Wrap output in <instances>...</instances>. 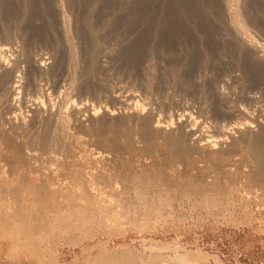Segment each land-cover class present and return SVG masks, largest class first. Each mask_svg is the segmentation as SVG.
I'll list each match as a JSON object with an SVG mask.
<instances>
[{
    "label": "rangeland",
    "instance_id": "obj_1",
    "mask_svg": "<svg viewBox=\"0 0 264 264\" xmlns=\"http://www.w3.org/2000/svg\"><path fill=\"white\" fill-rule=\"evenodd\" d=\"M9 1L10 0H6L4 3L5 8H3L4 4L2 0H0V35H2L3 32L9 31L14 37L18 35L19 38L18 36L15 37L18 38V48H21V41L24 40V38L27 40L30 37L31 38L28 40H32L36 37L35 40H32V43L37 47L36 48L34 45V52L38 50L36 52L40 53L41 51H45L48 47L51 48L50 44L53 45L52 43L54 42L52 39H55L54 33L46 32L38 34L34 32L32 28L26 26L28 19L32 15L36 18L38 23L43 22L44 16L40 13H38L37 16L34 12H36L35 10L41 5L40 3L49 4L50 0H11V3ZM102 1L103 0H94V5L100 9V6H102L104 2L107 3L108 1L109 3V1L112 0ZM195 1L196 0H130V2L134 4L156 6L160 11L162 9L164 15L166 14L168 17L167 21L178 19V22L182 21L181 18H183V15L176 7H184L185 9L194 8V5H196ZM199 1L202 2L204 10L206 11L203 16L205 18L208 16V19L211 18L212 21L218 23L219 32L222 31V34L225 33L224 36L230 37L231 34L228 32L229 30L224 28V23L228 20V12L224 10V0ZM8 3L10 5H8ZM63 4L67 13H69V3L67 0H64ZM230 5L231 10L233 9L232 15H236L234 17L236 20L240 19L239 22L243 20V24L246 23L245 25L247 27L250 26V31H253V29L257 30L263 26V30L260 28L261 32H259L258 29L257 33H260V35L264 34V0H230ZM20 7L22 10H19L21 9ZM28 8H31L33 12ZM160 11L158 10V12ZM9 12L13 15L15 12V15L13 16ZM91 12L90 18L92 17L91 20H95V12ZM168 12H171V14ZM23 13H26V16L23 15ZM68 15H70V13ZM18 16H22L24 17L23 19L26 20H20L21 17L19 19ZM188 16L191 17L190 15H187V17ZM110 18L112 21H109L110 24L109 22L107 24L108 28L111 27L108 41L116 43V41H120L122 37H126L127 27H125V25L123 26V22L120 20H114L113 18H115V15ZM15 20L18 21L14 22ZM18 22L21 23L19 24ZM105 26L103 28H105ZM128 29L130 28L128 27ZM26 30L28 31L26 32ZM21 32H24L25 35ZM49 36L51 39H49ZM45 37L46 39H44ZM44 40L49 44L46 42L42 43ZM170 44H167L166 50L168 49L167 51L172 52L169 50L170 47L168 45L171 46V49H175L176 44H173V42ZM37 45L40 47L38 48ZM45 45L49 46L45 47ZM76 45L78 47L77 43ZM34 48H36V50ZM175 50L177 51V49ZM230 50L231 49L227 47L222 48L224 54H226L227 57L229 56L228 59L232 60L234 57L232 55L235 54L234 51ZM112 51L115 50L112 49ZM169 52L162 53V51L154 49V58L152 56L148 61L149 63L147 62L144 66L145 71L144 69L138 68L139 66L129 69L125 66L123 67L120 63L116 65L115 68L111 69V71L114 70L113 72L110 71L109 74H102L104 79H102L101 82L96 77L87 80L82 79L81 66L83 63L79 60L77 65L81 67V69L77 65L72 67V72L68 79L72 74L73 75L69 80L67 79L68 81H64L63 85H61L59 94H53V91H50L52 90L50 89L52 82L49 80V78L51 79L49 73V75L47 74V76H44V79L48 80L46 81L43 79V87H45L44 90L46 93L45 95L39 93V96H43L42 99H44V103L47 102L52 109H58L61 106L63 109L69 110V107L74 103H79V99L81 98H84L85 101L90 104L92 102L97 103L92 93L95 88L100 90V86L103 88L108 86V89L115 90L121 86L123 89L125 88L123 91V95L125 94L123 98H125V96L127 97L131 93V90L132 92L135 91L134 93L137 95V98L139 97L138 99L140 101L137 100L134 102V107L143 108L142 110H144L146 114L161 118L165 114V110L168 109L167 111H169L170 107L173 109L172 111L170 109L171 113H180L181 110L178 111L179 106L175 100H179L181 94L176 91L174 87L169 90V92L174 91L173 94L170 92L164 95L161 89L164 86V81L160 78V65L161 63L168 62L167 60L170 57L167 54H169ZM155 57L158 62L161 60L163 62L155 63ZM162 58L166 59L163 60ZM152 63L155 65H152ZM150 65L158 67L155 68ZM154 69H156V72ZM92 70L95 71L96 67L92 68ZM240 71L242 73V69ZM206 72L208 75L217 74V70L212 68L206 69ZM91 73L93 72L91 71ZM146 73L150 74L147 75ZM153 73H156V75ZM200 74H202L204 78L202 75L199 76ZM195 75H198L197 78H201V81L206 79L205 75L198 71ZM107 77L109 78V83L106 82ZM123 77L129 79L126 81ZM148 77H150L149 79L152 78L151 81ZM135 78L136 80L139 78L137 80L138 82ZM110 80L113 81L110 82ZM135 81L138 84V88L140 84H147L150 93L147 88L146 92L148 94L145 96L146 92L140 89L139 91ZM127 82L130 86L127 85ZM159 82H162L161 85ZM45 83L48 84H46L48 87L45 86ZM118 83L121 84L118 85ZM159 86L161 87L159 88ZM126 89L128 92L126 91V93H124ZM159 89L161 94L159 93ZM176 93L179 94L177 95ZM203 93L205 94L202 101L200 98H202ZM203 93H201V97H198L199 100L202 101V103L204 100H207L205 101L206 104L203 103L200 107L199 103L196 102L198 99L196 96L191 95L190 92L184 93L185 98H187L186 101L192 99L191 101L189 100V103L193 105L198 103L196 106L199 108L195 109L196 106H193V110H203V114L206 112L208 113L205 114L207 117L211 114L201 124H199L200 121H192L194 122L192 124L195 125H193V127L200 129L199 132L201 133L198 134L211 133L210 131L213 130L216 124L215 122H217L213 120L217 118V120L220 119L219 121L222 123L227 122V120H224L225 117L222 118L221 115L216 113V105L213 100H210L211 98L207 94V91ZM149 94L151 95L149 96ZM231 94L235 97L234 93H230V95ZM21 95L22 94H18L17 96L16 103H19L18 105L21 104ZM152 97L156 99H162L163 97V100L160 102L161 99H159L160 101L157 99L158 102H155V104L144 103L147 100L149 102ZM168 101L169 103H167ZM164 102L168 104L167 108L166 103L163 104ZM102 103H106L104 98H102ZM158 104H162L164 107ZM141 105L146 106V108ZM149 107L150 110L148 109ZM122 108V106H119L117 110L118 114L125 112V109ZM260 108L261 107H255L257 111H255L256 114ZM250 109V115L252 116V111L254 112L255 109L253 107ZM212 112L215 114L213 115ZM20 113L26 115V118L29 115L28 119L31 120V113L27 111L26 108H22ZM84 113L82 118L85 125L80 127L75 126L73 123L74 121L70 119L68 124L70 131L73 132L67 136L66 134H59L62 132L59 127H57L56 130L59 132L57 133L55 131L56 135L52 133L47 142L42 141L43 135L41 136L40 134L44 131V124L42 122V124H38L37 128H43V131L42 129L38 130L40 131L38 133L39 135H36L37 137L31 136L30 138L29 134V136L24 134L27 137L23 135L21 137V135L18 136V134L15 133L14 135L12 133L8 136V134L3 131L8 125L0 121V222L3 217L4 221L5 219L10 220V218L12 220L16 219L17 213L15 205L17 206L16 203L19 202H22L26 209L28 208L27 212L32 218H37L40 221L43 218L44 221H46L42 222L43 219L41 221L43 223L42 230L45 229L44 232L41 230V233L39 232L40 235L37 234L38 236L36 235V237H34L38 245L34 242V245H32L33 243L30 237L25 236V239L30 241L27 244H32H29L28 247L26 245H24V247H19L17 250V248H15L16 246L13 245L15 243L8 239L10 238L9 236H2L0 234V264H193L187 260L181 261L179 258L180 254H186V252L191 255H200V261L194 264H264V180H259L260 169L258 163H256V158L253 154V150H251L252 147H250V143L246 141V143L249 144L247 147V144L244 142V144L240 143L238 145L240 147H236L237 145L235 147H229L230 149L226 147L228 149L224 148L225 150H222V153H220L221 155L218 154L221 149L212 154L204 152L202 154V152H197L193 149V151L190 150L194 139H186L188 145L185 144L182 150H180L181 154H175L173 153L172 147L175 141L179 140L177 134L174 135V138L172 137L173 141L170 140L171 137H164L159 134H157V136L155 135V137L153 135L151 138H148L145 131H143L145 130L143 129L145 126L143 127V125H141L142 122L140 121L142 120L138 121V119L128 118L124 120L125 123L121 122L124 129H122V124L119 126L114 122H111L109 125L107 124L109 127L107 125L102 126L103 123L100 120L97 122L98 125L96 124V126L92 124L91 121H88L87 113ZM45 114L48 115L47 112L44 113V116H46ZM255 115L252 117H255ZM171 124L173 126L175 123L172 121ZM113 125H115V127ZM99 126L102 128H99ZM121 126L122 128L120 129ZM255 128L257 129L258 127H254V129ZM233 130L232 128L231 131ZM254 131L251 132V139L256 133ZM235 134L238 133L235 132ZM15 135L17 136L15 137ZM9 138H12L11 140L16 142L14 143L17 144L16 146L19 145L24 148H22L23 150H21L20 153L22 156L21 161L15 158L16 156L14 155H16V153L14 147H12L14 153L12 152V148L9 147L12 146L9 145L10 143L8 144ZM175 138L176 140H174ZM167 139L168 141H166ZM43 143L45 144L43 145ZM170 145H172V147ZM187 146H190V149H188ZM168 147L172 151L169 150ZM184 151L189 152L186 153ZM168 152H171V154ZM187 154L189 157L186 156ZM39 155L41 156L39 157ZM171 155L174 158H172ZM176 156L177 158H175ZM218 156H220V158ZM77 169L83 171L87 181L89 180L88 182L92 184L85 181L87 184L83 186L73 178V172ZM147 172L150 174L148 175ZM157 175L160 176L158 177ZM257 175L259 177H257ZM256 177L259 179L257 180ZM179 180H181V183L178 184ZM194 186L197 187L196 190L191 189ZM43 188H48V190L51 189L52 195L47 201L48 211L46 212L33 209L35 206L37 207V205L44 203V195H42L44 194ZM18 189H21L20 191L22 193L21 197H19L20 199L14 194ZM161 190L163 191L160 192ZM164 190H170L172 194L174 193V202L171 206H163V210H161L162 213L152 214L149 208H156L160 205V202L158 200L156 201L153 197L157 194L164 193ZM216 190H219V192L216 193ZM211 195L213 197L216 195L215 202L211 204L213 206L207 205L206 202L207 198L209 196L211 197ZM210 197L209 199H211ZM17 198L18 200L16 201ZM41 198L43 200H41ZM24 202L28 206L25 205ZM34 203H36L35 206L33 205ZM30 207H32L34 211ZM29 211L33 212L30 213ZM35 212L37 213L35 214ZM19 218L18 216L17 219L13 221L14 226L13 224H11L12 226L9 225V229L6 227L8 226L7 224L3 225V228H6V230L10 232L9 235L18 236L20 221L17 220H19ZM48 223L51 225H48ZM0 226V231H2V225ZM45 226L47 228H45ZM24 230L27 232L25 228ZM38 237L39 240L37 239Z\"/></svg>",
    "mask_w": 264,
    "mask_h": 264
},
{
    "label": "bare ground",
    "instance_id": "obj_2",
    "mask_svg": "<svg viewBox=\"0 0 264 264\" xmlns=\"http://www.w3.org/2000/svg\"><path fill=\"white\" fill-rule=\"evenodd\" d=\"M63 1L64 0H50L49 4L40 3L41 5L40 6L38 5L39 7L37 8V10H35L36 12H34V13H36V15L38 13L43 15L44 16V18H43L44 20L42 19L43 22L38 23L36 21V18L32 15L28 19L27 25L25 23L26 26H28L29 28H32L34 30V32H36L38 34L46 33V32L47 33L48 32L54 33L55 39H52V40H54V42L52 43L53 45L50 44L51 48L48 47L45 49V51H41L40 53L36 52V51H38V50H36L37 47L35 44L32 43V40L33 39L35 40L36 37L33 38L32 40H28L31 37L28 38L27 40H25V38L22 41L20 40L22 42L21 43L19 41L21 43V45H20L21 48H18L17 47V45L19 44L18 43V38H19L18 35L15 36V37L18 36V38H15L13 36V34H11L10 31L9 32H3V34L1 33L2 35H0V109H1L0 121H3L6 125H8V127H6L8 129L3 128L4 129L3 131L5 133H7L8 136H10V134H12V133H13V135H14V133L18 134V136L21 135V137H22V135L25 136L24 134H27V135L29 134L30 138H31V136L39 135L38 133L40 131H38V130L42 129V131H43V128H41V129L37 128L38 124L41 122L44 124V126H43L44 127V131H43L44 134L40 133L41 136L43 135L42 136L43 142H47L48 138H50L49 136H51L52 133H54V135H56L55 131L57 133L59 132L56 130L57 127H59V129L62 132L59 134H66V136H67L73 132V131L72 132L70 131V127L68 124L69 123L68 121L70 119H72L74 121L73 122L71 120L75 124V126L80 127V126L85 125L83 118H82V115L84 112L87 113L88 121H91L92 124L96 125L97 122H99V120H100L103 123L102 126L107 125V124L109 125L111 122L112 123L114 122L115 124L120 126V124H122L121 122H124V120H127L128 118H134L136 120L138 119V121L142 120V121H140L143 123V124L141 123V125H143V127L145 126L143 128L145 130H143V129L142 130L145 131V134L148 138H151L153 135L155 137V135L157 136V134H159L160 136L162 135L164 137L165 136H167L169 138L171 137L170 140L173 141L172 137L174 138V135L177 134V137L179 138V140H176V138H175L174 140H176V141L173 144V147H172V145H170L172 147L173 153H175V154H179L180 150H182L184 145L187 144L186 139H192V140L194 139L192 145L189 143L191 145V147L189 146L191 149L187 146L188 149H190L191 151L194 150L197 152H202V154H203V152L212 154V153H215L221 149L220 152L218 153L219 155H221L220 153H222V150L224 148L228 149L229 147H233V146L235 147L236 145H237L236 147H240L238 145L240 143H243V142L245 144H247L246 145V147H247L249 145L248 143H250V145H251L250 147H252L251 150H253V152H254V153L253 152L252 153L254 154V156L256 158L255 159L256 163H258V166L260 169L259 170L260 179L257 178V177H259L258 175L256 178H257V180L258 179L264 180V34H262L263 32L261 33L262 35H260V33H257L258 29H259V32H261L260 28H262V30H263L262 25H261L262 27L258 28L257 30L253 29V31L252 30L250 31V28H249L250 26L247 27L245 25L246 23L243 24L242 23L243 20H242V22H239L240 19H237L238 20L237 21L236 18H234L236 15L235 16L232 15L233 9L231 10L230 0H224L223 1L224 6H225L224 10H227L226 12H228L227 13L228 14V20H226V22L224 23V28L226 30L227 29L229 30L228 32H229V34H231L230 37L224 36L225 33L222 34V31L219 32L218 23L212 21V19L210 17H209L210 19H208V16L206 14L205 15L207 16V18H205L203 16L204 12L206 13V11L204 10L202 2L199 0L195 1L196 5H194L195 6L194 8L185 9L184 7H176L182 12V15H183V18H181L182 21H180V22H178L179 21L178 19L167 21L168 17L166 16V14L164 15L163 14L164 12L162 11V9L160 11V9H158L156 6H145V5H141V4H134V3L130 2V0H112V1H109V3H108V1L106 3L103 0L102 2H104V3L103 4L101 3L102 6L99 5L100 9L97 8L96 5H94V0H67V2L69 3L68 4L69 5L68 10L70 13V15H68L69 13H67V10L64 7ZM5 2H6V0H2L3 4ZM9 2L11 3V0ZM95 3H96V1H95ZM13 4H14V2H13ZM111 4H113V5H111ZM181 4H180V6H181ZM8 5H10V4L8 3ZM16 6H14V7H16ZM3 8H5V4H4ZM28 9H31V8H28ZM164 9H167V8H164ZM19 10H22V8ZM158 10L160 12H158ZM8 11H10V10H8ZM91 11H93V13L95 12V20H91L92 17L90 18V13H92ZM32 12H33V10H32ZM9 13L11 14V12H9ZM19 13H20V11H19ZM26 13H28V12H26ZM26 13L25 14L23 13V15L26 16ZM168 13L171 14V12H168ZM11 15H13V14H11ZM14 15H15V12H14ZM114 15H115V18H113L114 20L115 19L117 21L120 20L121 22H123L122 25L123 26L125 25V27H127L126 28L127 29L126 37L121 36L122 38L120 39V36H119L120 41H118V42L116 41V43H114L113 41H108V38L110 37V31H111L110 28L111 27L108 28L107 24L109 21L110 22L112 21V19L110 17L111 16L113 17ZM187 15H190L191 17H189V16L187 17ZM11 17H10V19H11ZM20 17H21V19H20ZM20 17H19L20 20H22L24 18L22 16H20ZM12 18H14V17H12ZM175 18H178V17H175ZM16 19H18V18H16ZM18 20H15L14 22H16ZM110 22H109V24H110ZM18 23H16V24H18ZM113 24H114V22H113ZM128 24H129V26H128ZM111 25H112V23H111ZM122 25H121V27H122ZM255 25H256V23H255ZM104 26H105V28H103ZM128 27L130 29H128ZM4 28H5V26H4ZM100 29H102V30H100ZM117 29H116V31H117ZM4 31H6V30H4ZM27 31L28 30H26V32ZM118 32H119V30H118ZM122 33H123V31H122ZM22 34H24V32ZM226 34H227V32H226ZM43 35H47V34H43ZM20 39H21V37H20ZM44 39H46V37ZM49 39H51V37ZM36 40H39V39H36ZM44 42H46V41L44 40L42 43H44ZM172 42H173V44H176L175 49H177L178 52L173 47H172L173 49H171L170 43H172ZM76 43L78 44V47H77ZM47 44H49V43H47ZM167 44H170L168 46L170 47L169 50H171L172 52L167 51L168 49L166 50ZM34 45L36 47V48H34L36 50L35 52L33 51ZM43 45H42V47H43ZM46 46H49V45H45V47ZM39 47L40 46H38V48ZM226 47L231 49L230 51H234L235 55L231 54L232 56H234L232 58V60L228 59L229 56L227 57V55L224 54V52L222 51V48H226ZM40 49H42V48H40ZM112 49L115 51H112ZM154 49L160 50V51H162V53L169 52V54H170V55L169 54H167V55L171 59L168 57L170 60L168 59L167 60L168 62L165 61L166 63H161V65H160V69H161L159 72L160 76H161L160 78H162L164 81L163 82L164 86L162 84L163 87L161 89H162L164 95L172 92V91L169 92V90L172 89V87H174L175 90L181 94V98H179V100H175V101H177L176 103L179 106L178 111L181 110L180 113H177V112L171 113V111L173 110V109H171V107H170L171 111L169 109V111H170V113H169V111H167L168 109H166L167 105H168L167 103H169V101H168L167 103L166 102L163 103V104L166 103V108H164V109H166L164 112L165 114L162 113V114H164L163 117L156 118L154 115L146 114V112H144V110H142L143 108L140 109L139 107H137V108H135L136 106L134 107V102L139 100L138 99L139 97L137 98V95L134 93L135 91L132 92V90H131L130 91L131 93L127 97L125 96V98H123V96L125 95V94L123 95V91L125 88L123 89L121 86H120V88L115 89V90L114 89H111V90L108 89L109 88L108 86H107L108 88L107 87L103 88L102 86H100V90L95 88V90L92 93L94 94L93 96L97 100V103L92 102L90 104L87 101H85L84 98H81V99H79L80 100L79 103L72 104V106L69 107V110H65V108L63 109L61 106L58 109H52V107H50L47 102L44 103L45 101H43L44 99H42L43 96L42 97L39 96V93H43L42 95H45V93H46L44 90L45 87H43V79H44V76L45 75L47 76V74L49 75V73L51 76V79L49 78V80H51L50 82H52V86H50L51 87L50 89H52V90H50L49 88H47V89H49L51 92L53 91V94L54 93L59 94V92L61 91V89H60L61 85H63L64 81H66L68 79V77L70 76V74L72 72V70H71L72 67L74 65H77L79 63L78 62L79 60L83 63L82 66L80 65L82 67V70H81L82 79L87 80L89 78L92 79V77L93 78L96 77L101 82L102 79H104L102 77V74H109L111 69L115 68L116 65H118L120 63L123 65V67L125 66L126 68H129V69L139 66L138 68L144 69V71H145L144 66L151 59L152 56L154 58V55H153ZM229 54H230V52H229ZM162 55H161V57H162ZM159 58H160V54H159ZM155 59H156V57H155ZM165 59H163V60H165ZM161 61L158 62L156 59L155 63H160ZM168 64H170V65H168ZM24 65H25V67H24ZM152 65H155V64L152 63ZM152 65H150V66H152ZM93 66L96 67L95 71L92 70V68H94ZM150 66H147V67H150ZM81 67H79V68L81 69ZM152 67H155V66H152ZM156 67H158V66H156ZM211 68L217 70V74L215 73L216 75H212V74L208 75V73L206 72V69H211ZM241 69H242V73L240 71ZM155 70L156 69H154V71ZM91 71L93 73H91ZM113 71H111V72H113ZM197 71L199 73H203L205 75L206 79L205 80L203 79V81L200 80L201 78L198 79L197 78L198 75H195V73ZM146 74L148 75L150 73H146ZM153 74L156 75V73H153ZM72 75H71V77H72ZM201 75L202 74H200L199 76H201ZM124 76H126V75H124ZM136 77H137V75H136ZM45 78H47V77H45ZM123 78H125V77H123ZM149 78L150 77H148V79ZM203 78H204V76H203ZM112 79H116V78H112ZM119 79H120V77H119ZM128 79H126V81ZM151 79H149V80L151 81ZM44 80H46V79H44ZM108 80H109V78L107 77L106 82H108ZM135 80H136V78H135ZM111 81H113V80H110V82ZM131 81H134V80H131ZM136 81H135V83L137 84L138 81L137 82ZM115 83H116V81H115ZM159 83L161 85L162 82H159ZM46 84L47 83H45V86H47L49 84V82L47 85ZM119 84H121V83H118V85ZM104 85H106V84H104ZM127 85H129L128 82H127ZM160 87L161 86H159V88ZM137 88H138V84H137ZM137 88H136V90H137ZM147 88H148V92H149V87L147 84L146 85L140 84L138 90L140 89V90L146 92ZM157 88H158V86H157ZM127 89L125 90L124 93H126V91L128 92ZM156 91H158V90H156ZM159 91H160V89H159ZM204 91H207V94L211 98V99L210 98L209 99L214 101L216 107L215 106H213V107L216 108V113L221 115L222 118L225 117L224 120H227V122L222 123L221 121H219L220 119L217 120L218 118L217 119L215 118L216 120H213V121H217V122H215L216 124H215V127L213 126L214 127L213 130L211 129L212 130V131H210L211 133L198 134V133H201V132H199L200 129L197 127H193L194 124H192V123H194L196 121H200L199 124H201L206 118H208L211 115L210 114L207 117L205 115V114H208L207 112L205 114H203V112H202L203 110L202 111H195L196 108H199L200 105L205 103V101L207 100V99L204 100V102L202 103V101H203L202 99H203L204 94H205V93H203ZM185 92H190L191 95L196 96L197 98L201 97V93H203L202 98H200V100H202V101H200L199 98L196 101L199 103V107L196 106L198 103H196V105L189 103L190 99H188V101H186L187 98H185V95H184ZM159 93L161 94V91ZM173 93H174V91L172 92V94ZM179 93H176V94L178 95ZM230 93H234L235 97H233V94H231L232 95L231 96ZM18 94L19 95L22 94L21 95L22 99L20 100L21 101L20 105H18L19 103L18 104L16 103ZM147 94L148 93L146 92L145 96H147ZM176 94H175V97H176ZM150 95L151 94H149V96ZM193 96H192V98H193ZM102 98H104L106 100V103H102ZM188 98H190V97H188ZM205 98H206V96H205ZM157 99L152 97L150 99V101L148 102V100L146 98L147 101H145L144 103H148V104L154 103L155 104V102H158V100L161 98H159L158 100ZM162 100H163V97H162L161 101L160 100L159 101L162 102ZM158 105L161 106L162 104H158ZM119 106H122L123 107L122 109H125V112L118 114L117 110H118ZM139 106H140V103H139ZM141 106H144V105H141ZM172 106H173V104H172ZM193 106H196L194 110H193ZM144 107L146 108V106H144ZM162 107H164V105H162ZM252 107L254 109H255V107H261L257 114H256L257 108L254 110V112L256 111L255 112L256 115L252 111V113L255 115V117H252V116H254L253 114H252V116L250 115V111H251L250 108H252ZM22 108H26L27 111H29L31 113V117H32L31 120L32 121L28 119L29 115L26 118V115H22L20 113V110ZM168 108H169V106H168ZM148 109L150 110V107ZM160 109H162V108H160ZM200 110H201V108H200ZM45 112H47L48 115L45 114L46 116H44ZM27 114H29V113H27ZM212 114H213V112H212ZM155 115H156V113H155ZM213 119H214V117H213ZM193 120H194V122H192ZM172 121L175 123L173 126L171 124ZM197 124H198V122H197ZM232 125H233V127H232ZM100 126H99V128H102ZM113 126L115 127V125H113ZM122 126H123V124H122ZM122 126L120 127V129L122 128ZM136 126H138V125H136ZM254 127H258L259 130H258V128L254 129ZM232 128L234 129L233 130L234 132L231 131ZM122 129H124V126ZM254 130H258V131H254ZM252 131H254L256 133L253 135V138L251 139L250 135H251ZM235 132L238 134H235ZM13 135H11V136H13ZM16 136L17 135H15V137ZM60 136H62V135H60ZM63 136H65V135H63ZM25 137H27V136H25ZM147 137H145V138H147ZM12 138H9L8 144L10 143L9 145H12L9 147H11V148L14 147L15 153H16V155H14V156H16L15 158H17V160L21 161L22 156L20 155V153H21V150H23L24 148L20 147L19 145L16 146L17 144H14L16 142H13V140H11ZM166 141H168V139ZM185 141H186V143H185ZM246 141L248 143H246ZM146 142H147V140H146ZM148 143H149V141H148ZM44 144L45 143H43V145ZM243 144H242V146H243ZM161 145H162V143H161ZM167 146H168V144H167ZM226 147H228V148H226ZM151 149H153V148H151ZM169 150H171V149L169 148ZM185 150H187V149H185ZM237 150H240V149H237ZM233 151H235V150H233ZM12 152L14 153L13 148H12ZM29 152H30V150H29ZM184 152H186V151H184ZM188 152H186V153H188ZM168 153L171 154V152H168ZM175 154H173V155H175ZM40 156L41 155H39V157ZM177 156L175 158H177ZM186 156H188V154ZM171 157L174 158L172 155H171ZM218 157L220 158V156H218ZM17 163H18V161H17ZM36 164H39V163H36ZM142 165H144V164H142ZM147 173H148V175L150 174L149 172H147ZM84 175H85L84 172L81 170L79 171L78 169L73 172V178H75L83 186H85V184H87L85 182V181H87V179L85 178ZM152 175L155 176L154 174H152ZM88 183H90V182H88ZM179 183H181V180L178 181V184ZM90 184H92V183H90ZM183 185H184V183H183ZM82 187H80V188H82ZM191 189L196 190L197 187L194 186ZM20 190L21 189H18L15 193L13 192L14 194H16V196L18 198L21 197V194H22ZM49 190H48V188H45L43 190L44 194H42V195H44V200L42 198H41V200H43L44 203L41 205L40 204L37 205V207L35 206L36 203H34L33 204L35 206V208H33L34 210H37V211L41 210L43 212L48 211L47 210V206H48L47 201L49 200L50 196H52L51 195V189H49ZM170 190H164V193L157 194L153 197V198H155L156 201L158 200L160 202V205L156 208L155 207L149 208V211L152 214L162 213L161 210H163L162 209L163 206H168V205L171 206V204L174 202V195H173L174 193L172 194V191H170ZM162 191L163 190H161L160 192H162ZM217 192H219V190H216V193ZM212 195H211V197L209 196L211 199H209V197H208L207 201H206L207 205H209V206H213L211 204H213L215 202L216 195L214 197ZM18 198L16 199V201L18 200ZM22 198H24V197H22ZM16 204H17V206L15 205L16 213H17L16 216L20 217L19 220H17V221H20L19 222V229H18V232H19L18 236L15 237L13 235H9L10 232L8 230H6V228L5 229L3 228L4 227L3 225L7 224L8 226H6V225L5 226L8 227L7 229H9V227H10L9 225L13 224L14 223L13 221H15L17 219V217H15L16 213L14 214V217L16 219H13V220L10 218V220L5 219V221H4V217H3L2 221L0 222L1 223L0 225H2V228H3L2 231H0L1 232L0 234L2 236H9L10 238H8V239L12 240L15 243L13 245H15L16 246L15 248H17V250H18L19 247H22V246L24 247V245H26L28 247V245L30 244V243L27 244L30 241L26 240L25 236H29L32 243L33 242L36 243L34 240L35 239L34 237H36L37 234L40 235L41 230H42V226H43L42 222H46V221H44L43 218H42L43 221L40 218L42 222L40 220H38L37 218L36 219L32 218L27 212L28 208L26 209V207L23 205L22 202H19ZM25 205H27V204L25 203ZM32 207H30V208L32 209ZM33 211H29V212L31 213ZM36 213L37 212H35V214ZM35 217H37V216H35ZM16 223H18V222H16ZM48 225H51V224L48 223ZM13 226H14V224H13ZM17 226H18V224H17ZM46 226H45V228H47ZM24 228L27 230V232L24 230ZM44 230H42V232H44ZM37 239L39 240V237ZM34 243L32 245H34ZM187 253L188 252H186V254H180L179 258L181 259V261L187 260L188 262L190 261L193 264L200 261V255H191V254H187ZM203 259H201V260H203Z\"/></svg>",
    "mask_w": 264,
    "mask_h": 264
}]
</instances>
